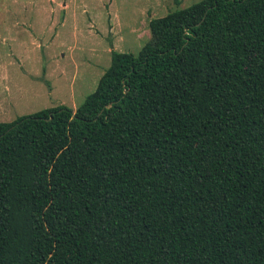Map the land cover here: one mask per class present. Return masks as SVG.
Listing matches in <instances>:
<instances>
[{
  "label": "trees",
  "instance_id": "trees-1",
  "mask_svg": "<svg viewBox=\"0 0 264 264\" xmlns=\"http://www.w3.org/2000/svg\"><path fill=\"white\" fill-rule=\"evenodd\" d=\"M148 26L74 110L0 122V264H264V0Z\"/></svg>",
  "mask_w": 264,
  "mask_h": 264
},
{
  "label": "rangeland",
  "instance_id": "rangeland-1",
  "mask_svg": "<svg viewBox=\"0 0 264 264\" xmlns=\"http://www.w3.org/2000/svg\"><path fill=\"white\" fill-rule=\"evenodd\" d=\"M197 1L0 0V122L57 105L74 110L111 50L137 54L151 18Z\"/></svg>",
  "mask_w": 264,
  "mask_h": 264
}]
</instances>
